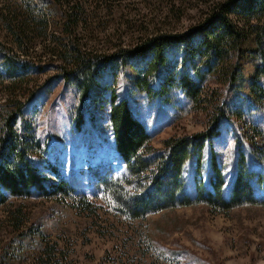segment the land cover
I'll use <instances>...</instances> for the list:
<instances>
[{"label": "rangeland", "instance_id": "1", "mask_svg": "<svg viewBox=\"0 0 264 264\" xmlns=\"http://www.w3.org/2000/svg\"><path fill=\"white\" fill-rule=\"evenodd\" d=\"M220 1L223 0H85L86 24L78 38L95 52L132 49L158 32L185 31ZM0 43L22 58L1 27ZM41 46L43 43L35 50L30 49L23 58L30 69L18 86L11 87L0 78V104L5 100L28 99L17 129L29 125L30 129L24 133L33 138V145L39 144L40 149H34L31 157L34 166L39 171L43 165L56 166L61 179L78 195H84L96 212H83L70 200L58 203L35 197L11 199L12 206L20 207L22 222L18 229L14 228L5 207H0L1 263L39 264L37 255H41L42 248L54 245L56 264H264V205H245L225 214L196 205L130 222L100 199L92 185L95 171L111 168L116 177L125 173L108 124L113 92L117 100L128 101L134 116L150 134V144L155 149H160L162 142L172 136L203 131L216 105L225 103L229 108L240 109L239 118L223 120L219 135L211 142V150L226 179L223 191L226 198L236 177L237 156L243 154L246 173L254 172L249 179L254 194L264 199V107L256 106L251 96L254 70L259 64L258 57L250 55L256 51L252 41L243 45L247 57L242 61L234 89L229 91L208 80L203 89L206 96H211L210 107L197 110L177 90L170 91L165 102L139 92L137 76L130 64L116 72L105 71L83 101L75 85L55 79L53 66L58 63H53ZM169 58L180 56L174 54ZM162 69L161 78L168 68ZM2 72L0 67V76ZM158 83L155 81L152 88H157ZM80 116L82 121L77 123ZM249 138H255L254 143L247 142ZM209 157L207 145L200 176L205 191H211ZM189 171L188 164L185 184L187 195L193 197L194 179ZM43 174L51 176L48 170ZM28 230L37 236L31 242L24 240L18 247L14 245L13 241H21L20 233Z\"/></svg>", "mask_w": 264, "mask_h": 264}, {"label": "trees", "instance_id": "2", "mask_svg": "<svg viewBox=\"0 0 264 264\" xmlns=\"http://www.w3.org/2000/svg\"><path fill=\"white\" fill-rule=\"evenodd\" d=\"M84 2L4 0L0 3V27L12 46L22 53L21 58L12 48L0 43V67L3 69L0 78L8 81L11 87L18 86L30 69V64L23 58L28 56L30 49L35 50L43 43L41 47L46 56L58 63L53 66L55 79L75 85L83 101L95 80L105 71L116 72L130 64L137 76L139 92L165 102L168 93L177 90L193 110L204 109L210 107L211 101V96L204 94V83L214 81L232 91L241 75L242 61L247 57L243 45L252 41L256 51L250 55L258 57L259 64L254 70L251 96L256 106L264 107V0L220 1L199 22L181 33L158 32L142 39L132 49L108 53L91 51L78 38L86 24ZM174 54L180 58L170 59L169 56ZM164 67L168 69L161 78ZM155 81L159 83L153 89ZM27 101L5 100L0 104V207H5L10 225L18 229L22 222L20 207L12 206L11 199L35 197L58 203L70 200L75 208L95 213V207L86 197L78 195L67 181L61 179L56 166L43 165L41 171L34 166L31 157L34 149H40L39 144L33 145V138L24 133L30 129L29 125L20 131L17 129ZM241 115L237 107L229 108L225 103L216 105L212 107L203 131L172 136L162 142L160 149H155L150 144V134L134 116L128 101L117 100L112 92L108 124L115 153L125 173L116 177L111 168L95 171L92 185L96 193L118 216L130 222L196 205H204L219 214L245 205H264V199L255 196L249 182L254 172L246 173L243 154L237 156V173L230 195L224 196L226 179L211 150V142L219 135L223 120ZM80 121L81 116L77 123ZM254 140L249 138L247 142L254 143ZM207 145L210 148L211 191H205L200 180ZM188 164L194 179L193 197L187 195L185 184ZM45 170L51 176L44 175ZM36 236L30 230L23 231L19 235L21 241L15 240L13 244L18 247L22 241L31 242ZM56 251L54 245L42 248L41 255H37L39 264L58 263L53 258Z\"/></svg>", "mask_w": 264, "mask_h": 264}]
</instances>
